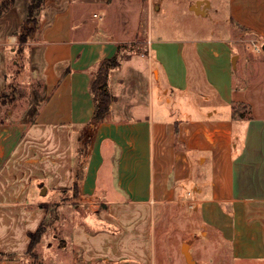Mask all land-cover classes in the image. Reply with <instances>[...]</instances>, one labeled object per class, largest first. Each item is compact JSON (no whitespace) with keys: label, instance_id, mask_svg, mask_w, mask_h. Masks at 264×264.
I'll use <instances>...</instances> for the list:
<instances>
[{"label":"crops","instance_id":"crops-1","mask_svg":"<svg viewBox=\"0 0 264 264\" xmlns=\"http://www.w3.org/2000/svg\"><path fill=\"white\" fill-rule=\"evenodd\" d=\"M113 2L46 0L39 27L44 100L28 123L0 120V254L17 256H0V264H24L29 232L45 219L46 203H58L59 221L70 227L61 238L77 250L73 264H164L162 204L175 203L197 178L206 186L194 188L192 202L204 228L237 264H264V56L242 47L249 73L227 97L204 76L218 105L206 117L180 119L173 105L196 85L194 50L174 39L155 43L150 27L147 53H129L109 74L110 115L92 122V74L127 39L112 23ZM208 4L199 10L206 13ZM231 5L237 22L264 41V0ZM16 41L8 36L7 43ZM179 59L185 76L173 75ZM239 102L250 106L244 117L233 116ZM199 154L202 171L193 168Z\"/></svg>","mask_w":264,"mask_h":264},{"label":"rangeland","instance_id":"rangeland-1","mask_svg":"<svg viewBox=\"0 0 264 264\" xmlns=\"http://www.w3.org/2000/svg\"><path fill=\"white\" fill-rule=\"evenodd\" d=\"M195 1L114 0L111 8L113 25L117 31L121 29L127 36L125 42L121 44L122 60L127 58L129 53H147L149 38H146V32L150 27L153 30L152 39L155 43L174 39L186 42L185 45L189 46L190 50H194L190 69L196 85L192 87L190 90L192 94L188 95L183 104L173 105L174 112L180 119H188L190 116L206 117L207 109L216 104L214 103L216 91L222 97H227L232 85L240 79L239 75L249 73L250 64L248 65L244 60L242 47L247 48L250 54L258 59L264 56L263 39L255 36L256 34L252 33L247 25L237 22L232 16L231 0H208L211 6L206 13L204 12L205 14H202L203 12L197 14L198 12L189 8V2ZM3 2L5 0H0V6ZM31 2L33 0H16L0 16V120L12 119L20 123H28L45 97L43 49L39 36L45 4L40 8L35 7L31 19L26 22L28 6ZM157 5L162 8L159 6L158 10H155ZM117 11L123 12L124 17H118ZM34 18L38 20V28L28 37L27 42L20 44L17 36L15 43H7L8 36L16 29L20 30L23 23L32 27ZM248 19L251 20V17ZM243 33L247 36L242 37ZM231 36L236 40L225 38ZM253 40L261 46L260 52L253 46ZM180 44L177 45V49ZM239 54L238 64L234 67L233 58ZM176 63L173 75L185 76L186 69L180 59ZM255 64L261 65V62L257 61ZM253 68H255L254 64ZM204 76H210L215 83L216 91L209 87ZM252 79L251 76L245 77V81ZM207 94L211 97L208 100ZM9 111L12 112V118L8 115ZM226 113L229 116V112ZM200 156V154L195 155L193 168L202 171L205 159ZM196 180L197 182L188 181L187 187L190 190L187 189L183 195H176L173 199L175 203L162 204L160 228L163 232L164 264H189L183 253L184 244L189 245L194 264H237L218 235L203 226L199 209L194 207L192 199L198 191V188L196 190L194 188L205 187L206 184H200L198 178ZM58 213L61 215L59 210ZM59 220L34 250L37 256L25 255L24 264H73L78 258L77 250L69 241L64 246L61 237L68 236L70 227L62 226ZM206 234L207 242L203 241V236Z\"/></svg>","mask_w":264,"mask_h":264},{"label":"trees","instance_id":"trees-1","mask_svg":"<svg viewBox=\"0 0 264 264\" xmlns=\"http://www.w3.org/2000/svg\"><path fill=\"white\" fill-rule=\"evenodd\" d=\"M16 0H5L3 5L0 6V16L8 9V7L15 3ZM46 3V0H33L28 6L27 21L31 19V14L33 9L36 7H41ZM38 28V20L34 18V25L32 27L26 26L24 23L21 25V29H16L13 34L18 36L19 43L22 44L27 42L28 37L34 34ZM122 48V46H120ZM121 55L120 52L112 58L105 59L99 63L97 69L93 72L91 77V92L95 100V109L92 116V122H101L108 118L111 112V106L114 100V96L109 89V74L112 69L117 68L121 65ZM250 112V106L239 102L233 105V116L234 117H244ZM78 182L75 181L73 185V190L78 192ZM66 191V190H64ZM46 209V217L36 231L29 232L30 245L25 255L32 254L34 257L37 256L36 251H34L37 246L41 243L43 237L48 233L50 228L53 227L54 223L59 220L60 214L58 213V203L44 204ZM25 255L23 262H25ZM1 257L7 259H15L17 256L15 254H0Z\"/></svg>","mask_w":264,"mask_h":264},{"label":"water","instance_id":"water-1","mask_svg":"<svg viewBox=\"0 0 264 264\" xmlns=\"http://www.w3.org/2000/svg\"><path fill=\"white\" fill-rule=\"evenodd\" d=\"M208 2H209L208 0H199V1H197L195 3V5H194L195 12H198V13L203 12L204 13V11L202 9L199 10V6L206 5V4H208ZM263 49H264V44H263ZM237 57L238 56H234V58H233V66L234 67L237 66ZM183 253L185 255V258H186L187 262L189 264H194L193 256H192V254H191V252L189 250V245H185V244L183 245Z\"/></svg>","mask_w":264,"mask_h":264},{"label":"built area","instance_id":"built-area-1","mask_svg":"<svg viewBox=\"0 0 264 264\" xmlns=\"http://www.w3.org/2000/svg\"><path fill=\"white\" fill-rule=\"evenodd\" d=\"M253 46L255 47V49L257 50V51H260L261 50V46L259 45V44H257V42H255L254 40H253Z\"/></svg>","mask_w":264,"mask_h":264}]
</instances>
